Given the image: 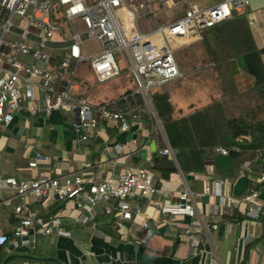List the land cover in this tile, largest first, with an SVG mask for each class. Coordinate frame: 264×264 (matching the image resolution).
<instances>
[{"label":"built area","instance_id":"2783aa9c","mask_svg":"<svg viewBox=\"0 0 264 264\" xmlns=\"http://www.w3.org/2000/svg\"><path fill=\"white\" fill-rule=\"evenodd\" d=\"M244 2H223L203 9L191 4L175 17L172 0H0V126L7 127L23 110L32 115L58 112L70 115L78 140L87 141L90 134L99 133L102 124H114L119 131H127L128 120L138 118L137 112L143 111L163 134L150 95L153 90L164 91L181 76L174 53L200 42L205 29L229 19L234 6ZM149 19L163 23L141 31L139 23ZM76 21L83 30L76 28ZM90 41L98 51L85 55ZM115 53L120 54L135 91L120 99L122 108L115 103L92 106L81 92L85 83L78 77L80 66L87 63L95 81L106 82L121 73ZM164 140L166 147L160 155L174 159L165 135ZM215 152L227 155L228 150L218 147ZM42 159L37 154L28 161V168L35 171L29 179L0 176V190H11L20 199L14 208L18 218L11 231L14 239L26 238L35 226L45 234H51L54 226L56 235H69L57 219L51 225L39 219L27 208L25 198L73 201L76 209L82 210L75 215L76 221L85 223L100 204L111 211L109 203H114L118 217L129 220L133 212L139 213L131 208L132 199H150L161 192L153 174L142 167H126L116 178L96 179L86 173L51 177L37 169ZM261 162L264 167V152ZM246 178L264 189V173ZM228 187L226 181L212 179L203 184L202 193L218 198L220 213L244 207L245 217L260 222L264 230L261 189L247 190L236 197ZM188 196L186 191L178 193V203L163 198L159 212L171 219L194 217L196 211ZM185 234L196 249L197 239L189 230ZM8 241V234L0 228V254Z\"/></svg>","mask_w":264,"mask_h":264},{"label":"crops","instance_id":"0c3cea01","mask_svg":"<svg viewBox=\"0 0 264 264\" xmlns=\"http://www.w3.org/2000/svg\"><path fill=\"white\" fill-rule=\"evenodd\" d=\"M172 1L176 5L174 16L178 17L191 4L203 9L236 0ZM234 8L246 16L264 69V0H245ZM161 23L163 20L149 19L139 23V28L146 32ZM75 26L83 30L79 21L75 22ZM201 42L183 48L196 58L189 73L194 80V90L190 93L172 88L171 84L185 76L178 68L181 76L162 91L168 94L175 117L186 116L204 108L211 100L222 98L219 81ZM227 66L238 93L253 86V78L240 68L237 61L231 60ZM83 82L85 85L81 92L87 100L93 93V84L86 80ZM95 84L101 83L95 81ZM212 85L215 89L211 91L209 86ZM127 92L134 93L126 89L108 99L87 101L92 106L115 103L116 107L122 108L120 99ZM137 117L128 120L129 128L125 132L119 131L114 124H102L98 127V134L92 133L87 141H80L70 124V115L58 112L32 115L23 110L7 127L0 126V176L19 180L33 177L35 171L29 169L27 163L37 154L43 157L37 163V169L51 177L86 173L96 179L116 178L126 167H145L153 155H160L159 151L166 147L165 134L146 112H137ZM243 166L242 170H245L247 165ZM213 172L210 158L205 161L204 174L184 176L177 170L157 187L161 191L159 194L150 199L131 200V208L138 209L139 213L133 212L129 220L116 215L114 203H109L111 211L101 204L96 206L87 221L79 223L75 215L82 210L76 209L73 201L63 203L54 199L25 198V205L39 219L48 225L57 219L59 227L69 234L66 237L56 235L54 226L51 234H45L37 227L33 241L28 237H12L11 231L18 221L14 208L20 199L13 191L1 189L0 228L8 234L9 241L0 254V264L6 259L7 264H264V230L261 223L248 220L242 206L220 213L218 198L202 193L204 183L216 180ZM221 181L228 183L229 191L236 197L248 190L247 178L242 173L232 181ZM262 187L257 189H261L260 197L264 199ZM181 191L188 193L195 216L171 219L161 214L159 202L167 198L178 203ZM186 230L197 239L196 249L192 247L189 235L185 234ZM39 236L54 237V240L46 243L41 240L37 245L35 239Z\"/></svg>","mask_w":264,"mask_h":264},{"label":"trees","instance_id":"16d2710c","mask_svg":"<svg viewBox=\"0 0 264 264\" xmlns=\"http://www.w3.org/2000/svg\"><path fill=\"white\" fill-rule=\"evenodd\" d=\"M201 45L213 65L222 98L213 99L186 116L175 117L167 93L154 91L150 95L166 140L175 153L174 159L153 155L142 167L153 174L156 187L177 170L184 176L204 174L209 158L213 161V177L218 180L232 181L240 173L244 178L264 173V69L245 14L232 10L229 19L205 29ZM231 60L253 78V86L242 93L237 92L227 71ZM218 147L228 150L227 155L216 153ZM243 165H247L245 170ZM257 188L248 182V190Z\"/></svg>","mask_w":264,"mask_h":264},{"label":"rangeland","instance_id":"374dc122","mask_svg":"<svg viewBox=\"0 0 264 264\" xmlns=\"http://www.w3.org/2000/svg\"><path fill=\"white\" fill-rule=\"evenodd\" d=\"M80 30V29H79ZM86 52L85 55H89L92 53H96L98 51V47L94 42H88L86 44ZM115 60L120 68V76L113 78L107 82L101 84H95L94 77L89 70L87 63H83L80 66L78 77L87 83L93 84V93L90 98L87 100L89 102L96 101L97 99H108L109 97L115 96L118 92L122 90L129 89L130 91H135V86L133 85L130 75L126 70V66L123 63V60L119 53H115ZM174 60L177 64V67L181 70L182 73L185 74L184 78H181L177 81H173L171 84L174 90L181 91H191L194 90V80L190 78V72L192 70V65H194L196 58L187 51V49H180L174 53ZM205 62V61H204ZM198 68V67H197ZM215 89V86H209V90ZM155 90L151 91V95L155 94ZM217 92V91H216Z\"/></svg>","mask_w":264,"mask_h":264},{"label":"water","instance_id":"95a60500","mask_svg":"<svg viewBox=\"0 0 264 264\" xmlns=\"http://www.w3.org/2000/svg\"><path fill=\"white\" fill-rule=\"evenodd\" d=\"M36 230H37V226H35V227H34L32 230H30L29 233H28V236H27V237H28L30 240H32V241L34 240V231H36ZM41 240H43V243H46L47 241L52 242V240H54V237H48V236L41 237V236H39V237H37V238L35 239L37 245H38V243H40ZM7 260H8V259H6L2 264H7ZM37 260H43V259L38 258Z\"/></svg>","mask_w":264,"mask_h":264}]
</instances>
